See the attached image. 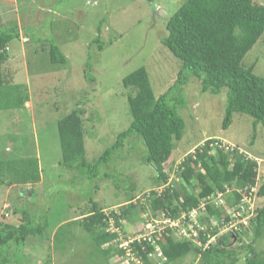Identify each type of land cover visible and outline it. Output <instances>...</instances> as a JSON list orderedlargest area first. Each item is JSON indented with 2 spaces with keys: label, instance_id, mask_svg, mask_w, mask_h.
I'll use <instances>...</instances> for the list:
<instances>
[{
  "label": "rangeland",
  "instance_id": "374dc122",
  "mask_svg": "<svg viewBox=\"0 0 264 264\" xmlns=\"http://www.w3.org/2000/svg\"><path fill=\"white\" fill-rule=\"evenodd\" d=\"M182 1L0 0V29L19 33L10 42L9 58L3 65L8 79L6 90H12L18 100L27 99L24 105L0 108V160L34 159L41 175L36 184H0V211L9 212L11 221L19 224L24 213L19 210L15 214L14 208L26 209L34 223L46 224L43 233L28 238L22 251L12 255L18 260L15 264H145L126 246L138 236L147 219L155 222L152 217L160 218L161 213L151 207L149 194L154 189L158 193L167 185L161 186L155 168L146 161L143 140L137 134L130 136L108 163L99 165V175L90 179L87 168L71 169L62 163L58 122L72 109H84L86 157L95 164L132 122L127 98L130 90L123 79L145 67L156 96H160L178 78L182 61L162 39L168 32L169 17ZM254 1L264 4V0ZM52 45L59 46L67 56L66 64L52 62ZM244 64L264 77V34L247 53ZM86 73L94 80L86 78ZM174 92L180 94L179 90ZM181 94L186 104L179 113L186 128L165 165L168 181L183 183L178 174L180 162L197 146L215 138L214 145L226 151L237 148L257 159L258 189L264 181L262 123L255 125L252 116L236 112L230 127L224 129L227 88L216 94L203 92L200 80L192 77ZM105 172L109 173L108 178L103 177ZM16 175L12 171L3 177L11 182ZM132 197L145 210L138 207L134 220H121V227L111 217L107 230L119 234L114 244L125 253L113 252L108 257L104 250L110 244L96 245L92 233L81 224L82 213L94 200L108 214L113 210L120 214L121 206ZM253 203L256 210L263 205V199L256 196ZM200 217L198 231L216 230L207 245L234 229L221 225L223 216L206 211ZM235 223V230L243 226L240 221ZM191 227L187 221L180 223L177 230L188 231ZM172 233L178 240L187 238L178 231ZM250 241L242 236L235 238L233 244L242 246ZM253 247L264 251V232ZM240 251L237 264H246L247 250ZM155 254L150 256L151 264H204L195 253L177 262H166L164 256Z\"/></svg>",
  "mask_w": 264,
  "mask_h": 264
},
{
  "label": "trees",
  "instance_id": "16d2710c",
  "mask_svg": "<svg viewBox=\"0 0 264 264\" xmlns=\"http://www.w3.org/2000/svg\"><path fill=\"white\" fill-rule=\"evenodd\" d=\"M166 27L168 32L162 39L163 43L182 61L175 83L165 93L156 96L145 67L123 79L124 86L130 90L127 98L132 122L128 129L119 133L114 144L100 155L95 164L89 163L86 157L85 111L81 107L72 109L58 122L62 163L71 169L87 168L90 179H93L99 175V165L108 163L112 155L125 146L126 140L137 134L147 148L146 161L155 168L161 186L167 185L160 194L155 189L151 190L149 197L153 210L165 211L175 218L180 216L181 211L188 212L198 206L201 199L211 196L208 213L219 218L223 216L225 221H229L233 218L225 214L226 209L241 204L247 206L243 198L258 183L259 165L256 158L241 153L237 148L226 151L214 145L217 143L215 138H210L180 162L178 174L184 184L169 182L165 165L171 158L176 142L185 132L186 122L179 108L186 104L181 93L192 77L200 80L203 92L216 94L227 88L224 129L230 127L236 112L248 114L255 119V125L262 123L264 126V77L256 74L253 67L244 64L245 56L264 34V4L254 0H184L169 17ZM18 36L19 33L14 30L0 29V108L24 105L27 100H18L12 90H6L8 79L3 69L9 58L10 42ZM50 54L53 63L68 62L67 56L57 45L51 46ZM85 77L94 80L87 73ZM175 90H179L180 94ZM12 171L18 176L7 182L3 176ZM103 177L108 178L109 173L105 172ZM40 180L36 160L15 157L0 160V184H36ZM27 190L29 194L33 193ZM21 192L24 194V190ZM219 193L223 194L224 200L220 205L216 204ZM257 196L263 199V205L254 210L249 227L229 230L213 244L207 245L210 237L216 235L215 229H201L196 239L189 240L176 239L172 229H168L158 241L166 262H177L195 253L200 255L204 264H237L241 248L247 250L246 264H264V251L253 247L264 232V181L259 185ZM136 199L132 197L125 202L120 214L114 210L108 214L94 200L89 209L82 213L81 224L92 233L96 245L110 244L104 250L108 257L113 252L125 253L124 249L114 244L119 234L107 230L111 217L120 227L121 220H134L133 215L137 214L138 207L145 210L140 201L135 202ZM19 210L24 213L19 224L12 222L11 216H4L0 221V264H15L18 260L12 255L15 257L19 254L28 238L43 233L46 228V224L34 223L26 209L14 208V213L17 214ZM242 236L251 241L244 242L242 246L233 244L236 237ZM13 247L15 249L11 251ZM130 248L145 264H151L150 254L155 252L151 242L135 240Z\"/></svg>",
  "mask_w": 264,
  "mask_h": 264
},
{
  "label": "built area",
  "instance_id": "2783aa9c",
  "mask_svg": "<svg viewBox=\"0 0 264 264\" xmlns=\"http://www.w3.org/2000/svg\"><path fill=\"white\" fill-rule=\"evenodd\" d=\"M257 191L258 189L256 188V186H254L250 194L244 196L243 202L248 203L247 206L245 204H241L239 205V207L238 206L230 207L226 215L230 216L233 219L229 221H225V218L223 217L221 225L222 226L231 225L232 228L236 229L238 227L237 226L238 224H236L235 221H240L241 223L240 225L247 227V225L249 224V219L254 215L253 211L255 210V207H253V204H254L253 202H254L255 197L257 196ZM161 192L162 190H160L158 193L160 194ZM222 195H223L222 193L218 194V200L216 201V204L220 205L224 203ZM210 202H211V196L201 199L198 206L193 207L188 212L184 210L181 211L180 216L175 217V218L167 214L165 211L159 210V212L161 213L160 218L152 217V220H155V222L151 221L150 219H147V223H145L144 227L140 229V231L138 232V236L134 240L130 239L129 240L130 243L126 247L131 250L130 244L134 242L135 240H138L139 242H141L142 240H148L155 246V252L153 253H156L155 255L157 257H161L164 255H163L162 248L158 241L168 229H172V231L174 232L178 231L179 235L184 234L185 236H187V238L196 239L199 236L198 228H201L198 220L201 218L200 216L202 215V213L208 210V205L210 204ZM4 216L8 218L10 214L9 212L7 211L5 212L2 209L0 211V221L4 219ZM187 221H188V224L190 222V226L192 225L190 230L186 231L185 229L186 227L183 228L181 232L177 230V227L180 225V223L183 224V223H186ZM0 229H1V224H0ZM121 247H125V246L121 244ZM153 253H151L150 256Z\"/></svg>",
  "mask_w": 264,
  "mask_h": 264
},
{
  "label": "clouds",
  "instance_id": "9594fccd",
  "mask_svg": "<svg viewBox=\"0 0 264 264\" xmlns=\"http://www.w3.org/2000/svg\"><path fill=\"white\" fill-rule=\"evenodd\" d=\"M258 185V183L255 185V186H257ZM165 187V186H164ZM259 188V187H258ZM162 189H164V188H162ZM163 191V190H162ZM7 210H9V208H7Z\"/></svg>",
  "mask_w": 264,
  "mask_h": 264
},
{
  "label": "flooded vegetation",
  "instance_id": "af4514ba",
  "mask_svg": "<svg viewBox=\"0 0 264 264\" xmlns=\"http://www.w3.org/2000/svg\"><path fill=\"white\" fill-rule=\"evenodd\" d=\"M237 238V237H236Z\"/></svg>",
  "mask_w": 264,
  "mask_h": 264
}]
</instances>
